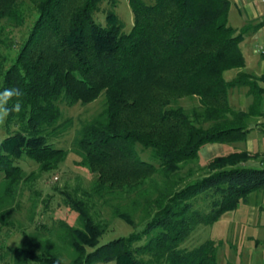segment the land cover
<instances>
[{
    "label": "trees",
    "instance_id": "trees-1",
    "mask_svg": "<svg viewBox=\"0 0 264 264\" xmlns=\"http://www.w3.org/2000/svg\"><path fill=\"white\" fill-rule=\"evenodd\" d=\"M28 1L35 17L16 55L8 61L0 53V90L23 93L14 98L22 110L8 115L0 140L2 194L11 196L21 181L32 179V173L23 177L16 163L20 158L35 161L40 171L63 160L65 151L48 140L59 131L57 102H89L103 92L102 109L72 138L79 165L96 173L94 191L133 192L149 182L155 195L140 194L145 218L140 229L97 244L102 222L92 217L86 198L62 189L63 205L76 212L77 220L75 226L64 220L55 226L56 237L72 252L69 262L59 259L51 243L38 242L10 246L12 261L217 264L221 240L206 238L188 249L180 245L193 226L213 224L261 190L264 165H241L249 155L228 151L206 160L201 176L182 186L173 175L182 162L197 157L204 143H232L246 132L239 122L245 113L230 108L227 94L242 84L253 102L264 92V75L239 70L243 57L237 43L258 24L228 25L229 0H127L132 25L124 32L112 10H106L102 23L96 21L94 12L103 0ZM23 6V0H0V24H22ZM231 69L238 71L228 79ZM187 96L198 101L191 112L171 105ZM152 175L161 178L160 186ZM113 211L133 225L128 213ZM9 212L0 211V217Z\"/></svg>",
    "mask_w": 264,
    "mask_h": 264
},
{
    "label": "rangeland",
    "instance_id": "rangeland-1",
    "mask_svg": "<svg viewBox=\"0 0 264 264\" xmlns=\"http://www.w3.org/2000/svg\"><path fill=\"white\" fill-rule=\"evenodd\" d=\"M24 1V21L20 25H11L5 21L0 24V53L5 55L9 61L16 55V48L23 36H25L28 25L33 21L35 13L32 11L31 3L28 0ZM145 3L151 4L153 0H142ZM230 1V9L227 12V24L236 26L235 7ZM112 10L118 22H121L122 31L127 32L131 25L132 12L128 8L127 0H103L97 11L94 12L96 21L102 23L106 10ZM228 77V71L225 73ZM103 92L98 94L95 99L89 102H76L69 106L63 103H58L60 112L57 121L58 133L56 136H51L49 142H52L55 147H61L64 152L63 160L55 166L54 169L40 171L37 169L35 161L26 158L17 160V165L22 170L23 177L32 173V179L26 182H20L15 192L10 195L2 194L3 191V176L0 173V211L7 209L9 215L0 217V264H15L12 261V256L7 252L10 246H23L28 244H49L59 252V259L64 262H69L72 252L62 245V242L56 237L55 226L58 220L70 226L77 225L75 220L76 212L63 205L60 190L75 192L87 199L90 206L92 217L98 222H102L103 228L97 244L109 241L114 237L126 236L129 232L140 229L145 220L142 217L143 206L141 195L144 191H148V197L155 195V191L151 190L149 185L145 183L142 187L133 192L114 189L106 191L99 189L94 191L95 172L89 170L88 167L79 165L80 156L72 141L76 131L85 121H89L103 107ZM172 106H180L183 111L191 112L193 108L198 107V101L195 97H179L171 103ZM4 123L0 124V140L6 135L4 131ZM9 127V131H12ZM238 141L234 143L225 142L220 147L221 152L217 151L214 154H226L231 148L238 146ZM139 152V151H138ZM143 159H147L144 152H140ZM213 157L197 152L195 159L182 162L180 168L174 174L173 178L182 186L183 184L194 180L205 171V161ZM157 185H161V178L157 175H152ZM96 187V186H95ZM148 188V189H147ZM139 189H141L139 191ZM142 189L143 192H142ZM264 191V190H263ZM141 194V195H140ZM202 205L201 203H199ZM238 205V204H237ZM237 207V206H236ZM231 211L223 212L218 217V220L213 224H198L193 226L192 232L180 245L186 249L192 248L194 245L206 240H221L216 253L217 264H239V250L246 247H252V241L245 239L244 243L240 241V234L255 236L256 231L253 227H240V205ZM113 210L128 213L133 221V225H129L121 218L117 217ZM235 210V211H234ZM144 240L143 238L141 241ZM139 241L138 243H141ZM243 244V245H242ZM96 264H114L113 261H102Z\"/></svg>",
    "mask_w": 264,
    "mask_h": 264
},
{
    "label": "crops",
    "instance_id": "crops-1",
    "mask_svg": "<svg viewBox=\"0 0 264 264\" xmlns=\"http://www.w3.org/2000/svg\"><path fill=\"white\" fill-rule=\"evenodd\" d=\"M230 2V1H229ZM235 7L236 26L241 28L244 25L258 24L257 28L249 29L243 35L238 45L243 57V66L239 67L245 74L259 77L264 75V0H232ZM231 5L229 4V9ZM228 9V12H229ZM227 18V17H226ZM229 19H227V22ZM229 25V24H228ZM237 69H231L228 77H233ZM228 101L231 109H240L245 115H240V124L247 127L246 132L240 134L238 146L229 151L244 150L249 158L243 160L246 166L264 165V92L260 94L258 100H253L247 86L239 85L228 90ZM234 143V142H232ZM223 143H207L199 147V152L205 155L215 156V152H221ZM222 153V152H221ZM228 153V152H227ZM220 155V154H219ZM224 155V154H221ZM264 187L248 194L240 201L235 210L240 205V227H253L255 236L240 234V241L245 239L252 241V247L239 250V264H264ZM234 210V211H235ZM243 245V244H242Z\"/></svg>",
    "mask_w": 264,
    "mask_h": 264
},
{
    "label": "clouds",
    "instance_id": "clouds-1",
    "mask_svg": "<svg viewBox=\"0 0 264 264\" xmlns=\"http://www.w3.org/2000/svg\"><path fill=\"white\" fill-rule=\"evenodd\" d=\"M23 93L19 88H4L0 90V124H3L11 112L19 113L22 110V103L18 98ZM11 102V103H10Z\"/></svg>",
    "mask_w": 264,
    "mask_h": 264
}]
</instances>
